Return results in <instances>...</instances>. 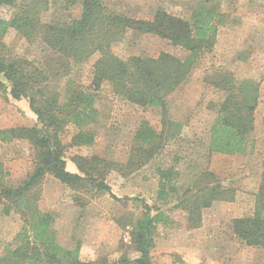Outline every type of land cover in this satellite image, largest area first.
<instances>
[{
  "label": "trees",
  "instance_id": "16d2710c",
  "mask_svg": "<svg viewBox=\"0 0 264 264\" xmlns=\"http://www.w3.org/2000/svg\"><path fill=\"white\" fill-rule=\"evenodd\" d=\"M112 3L0 0V14L2 10L9 13L8 18L0 16V76L9 84L8 96L14 101L27 100L35 116L31 127L0 128V143L26 144L33 164L24 181L13 187L5 184L7 173L0 163L1 213L17 215L22 221L14 247L0 257V264H154L151 252L157 227L173 226L172 213H180L186 228L197 229L204 210L215 202L234 201V188L213 172L200 171L179 192L175 184L178 173L173 168H157V199L166 202L168 197H175V202L167 211L144 205L142 217L130 224L129 245L119 246L116 259L81 261L79 246L63 249L57 243L53 216L38 207L45 179L51 177L66 187L72 206L79 210L104 194L119 201L107 182L111 172L128 177L151 163L166 146L185 143L181 137L183 124L171 120L167 113V98L187 83L201 57L212 52L218 29L227 22L221 0H204L187 19L161 8L150 19H140ZM76 6L79 16L74 18L71 9ZM47 13L52 16L50 21L45 20ZM11 31L27 44H39L43 54L50 57L45 63H35L13 56L3 42ZM127 34L156 37L186 55L179 58L161 52L156 57H123L113 52V46ZM82 66L88 69L83 83L71 86L68 81L65 89H59L51 81L67 77L69 71H79ZM212 79L208 83L224 98L211 105L215 118L207 146H199L207 156L252 154L259 84L251 79L235 80L231 72ZM102 90L107 91L112 103L154 109L161 117L159 131L145 120L139 123L124 162L83 153V148L95 144V135L87 127L96 123L98 113L93 103ZM69 164L75 172L68 170ZM229 230L238 246L264 250V156L253 213L230 220ZM131 252L137 254L135 258L129 257Z\"/></svg>",
  "mask_w": 264,
  "mask_h": 264
},
{
  "label": "rangeland",
  "instance_id": "374dc122",
  "mask_svg": "<svg viewBox=\"0 0 264 264\" xmlns=\"http://www.w3.org/2000/svg\"><path fill=\"white\" fill-rule=\"evenodd\" d=\"M109 1L118 10L126 9L140 19H150L158 8L187 19L192 10L204 0ZM221 1L227 15V25L221 26L223 29L219 27L215 47L211 53L201 57L187 83L167 98V113L170 118L182 121L181 137L185 143L181 146L175 143L166 146L151 163L128 177L111 172L107 182L112 194L119 201L104 194L92 200L85 209L79 210L72 206L71 193L66 187L50 177L45 179L38 207L43 213L53 216V228L59 246L71 250L79 246L81 261L107 257L116 259L119 246L129 245L130 224L142 217L144 205L164 211L173 205L175 197H168L166 202L157 199L156 174L157 168H173L180 175L175 180L179 192L190 185L200 171L206 170L213 172L225 185H231L235 190V197L232 202H215L204 210L202 224L197 229L186 228L180 213H172L175 220L173 226L157 227L155 247L151 252L152 262L264 264V250L238 246L232 241L229 230L230 220L253 213L254 196L258 190L264 156V0ZM254 3L259 7H254ZM1 12V17L8 18L9 13L6 10ZM61 15L58 14L59 17ZM71 15L74 18L79 16L77 6L71 9ZM51 19V14L47 13L45 20ZM234 31H239V35H233L230 39ZM3 42L13 56L35 63H45L50 57L43 54L39 44H27L13 31L3 38ZM113 52L123 57H156L161 52L171 53L179 58L186 55L179 48H174L156 37H136L129 34L113 46ZM87 71V67L82 66L79 71H69L67 77L52 78L51 81L59 89H65L68 81L71 86L78 82L83 83ZM227 72H231L235 80L251 79L259 84L254 130L251 135L254 150L252 154L245 156H207L202 145L207 142L206 132L215 118L211 105L218 104L224 98L208 81L212 78L214 81ZM8 87L9 84L0 76V128L33 126L35 116L30 111L27 100H12L7 93ZM93 106L98 113L97 120L87 129L94 133L95 144L83 148L86 155L97 154L124 162L133 132L141 121L145 120L155 130H160L161 117L156 110L112 103L105 90L96 94ZM199 143L202 145L199 146ZM0 163L3 171L7 173L5 184L13 187L20 185L33 167L28 146L24 143H0ZM69 166L73 168L72 165ZM1 208L0 204V257L14 247V237L22 227V221L17 215L4 216ZM129 220L131 222L128 224ZM136 255L135 252L129 253L131 259Z\"/></svg>",
  "mask_w": 264,
  "mask_h": 264
},
{
  "label": "crops",
  "instance_id": "0c3cea01",
  "mask_svg": "<svg viewBox=\"0 0 264 264\" xmlns=\"http://www.w3.org/2000/svg\"><path fill=\"white\" fill-rule=\"evenodd\" d=\"M245 7V6H244ZM254 7H256V8H258L259 7V5L258 4H255L254 3ZM224 11V10H223ZM224 13H225V11H224ZM226 14V13H225ZM236 16H238V14H235ZM227 16V15H226ZM239 16L241 17V18H243V16L241 15V14H239ZM239 20V19H238ZM225 25H227V24H225ZM224 25V26H225ZM224 26H222V27H224ZM244 26V25H243ZM221 27V28H222ZM223 29V28H222ZM220 30V29H219ZM218 30V31H219ZM237 32H239V31H234V32H232L231 33V35H230V39H231V37L233 38V35H239V34H237ZM223 33V32H222ZM219 34V33H218ZM217 39H218V36H217ZM217 43V42H216ZM216 45V44H215ZM215 47V46H214ZM167 106H168V104H167ZM171 120H173V121H176V119H174V118H171ZM176 122H181L182 123V121H176ZM213 122V121H212ZM212 124V123H211ZM211 124H210V126H211ZM210 126H209V128H210ZM209 128H208V130H207V132H206V138H207V142H208V131H209ZM133 134H134V132H133ZM207 142L204 144L205 146H207ZM74 168V167H73ZM73 168L71 167V166H69L68 165V169H70V170H72V172H75L76 170H75V168H74V171H73ZM179 174H178V178H179ZM51 178V177H50ZM42 188H43V186H42ZM44 191V189H42V192ZM41 195H42V193H41Z\"/></svg>",
  "mask_w": 264,
  "mask_h": 264
}]
</instances>
